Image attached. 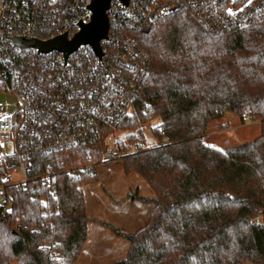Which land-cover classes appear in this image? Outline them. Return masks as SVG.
Segmentation results:
<instances>
[{
    "label": "trees",
    "instance_id": "1",
    "mask_svg": "<svg viewBox=\"0 0 264 264\" xmlns=\"http://www.w3.org/2000/svg\"><path fill=\"white\" fill-rule=\"evenodd\" d=\"M134 40L147 64L132 112L115 129L138 147L121 161L153 191V210L135 233L110 227L129 242L113 264H264V224L255 221L264 216V17L215 33L178 10ZM226 113L259 122L260 136L226 150L206 144L209 123ZM155 119L149 144L143 131ZM103 152L95 144L36 155L31 175L50 164L55 198L4 189L0 264L76 263L90 221L81 187L96 174L66 171Z\"/></svg>",
    "mask_w": 264,
    "mask_h": 264
},
{
    "label": "built area",
    "instance_id": "2",
    "mask_svg": "<svg viewBox=\"0 0 264 264\" xmlns=\"http://www.w3.org/2000/svg\"><path fill=\"white\" fill-rule=\"evenodd\" d=\"M92 1L0 0V91L13 100L0 110L2 201L6 187L56 197L50 164L44 173L31 175L36 155L100 144L101 158L80 167L94 175L98 164L138 151L115 129L132 112L147 64L135 33H148L155 20L178 10L196 14L215 33L264 17V0H111L100 55L88 44L69 54L32 47L61 36L72 40L91 22ZM39 202L45 204L44 195Z\"/></svg>",
    "mask_w": 264,
    "mask_h": 264
},
{
    "label": "rangeland",
    "instance_id": "3",
    "mask_svg": "<svg viewBox=\"0 0 264 264\" xmlns=\"http://www.w3.org/2000/svg\"><path fill=\"white\" fill-rule=\"evenodd\" d=\"M7 102L13 103L11 96L0 91V110ZM157 123L155 119L144 127L143 134L149 144L153 140L150 130ZM259 136V122L241 123L237 116L226 113L220 120L209 123L204 142L216 149L226 150L247 145ZM10 147L8 145L7 150ZM84 164L72 166L66 172H76ZM123 166L121 160L110 165L98 164L95 167L96 176L81 187L90 221L84 248L75 264H113L122 260L129 242L117 236L110 227L123 234H132L148 222L153 210L149 200L154 198V193L142 177L136 173H125ZM2 204L0 199V206ZM255 221L264 224V216L257 217ZM88 236H91L90 243L87 242Z\"/></svg>",
    "mask_w": 264,
    "mask_h": 264
},
{
    "label": "water",
    "instance_id": "4",
    "mask_svg": "<svg viewBox=\"0 0 264 264\" xmlns=\"http://www.w3.org/2000/svg\"><path fill=\"white\" fill-rule=\"evenodd\" d=\"M111 0H93L90 5L92 12L91 22L86 26H80V31L67 41L65 36L57 37L47 42H36L32 47L40 52L58 51L69 54L77 49L80 44L90 45L97 55H100L99 42L106 38L108 31V21L106 10ZM124 4L127 0H121ZM16 45H20L19 39L13 40Z\"/></svg>",
    "mask_w": 264,
    "mask_h": 264
},
{
    "label": "crops",
    "instance_id": "5",
    "mask_svg": "<svg viewBox=\"0 0 264 264\" xmlns=\"http://www.w3.org/2000/svg\"><path fill=\"white\" fill-rule=\"evenodd\" d=\"M90 238H91V236H88V240H87L88 243H90V240H91ZM86 246H87V245H86ZM85 248H86V247H85ZM84 253H85V249H84V251H83L82 254H84Z\"/></svg>",
    "mask_w": 264,
    "mask_h": 264
}]
</instances>
